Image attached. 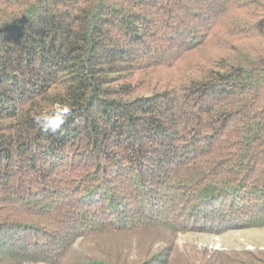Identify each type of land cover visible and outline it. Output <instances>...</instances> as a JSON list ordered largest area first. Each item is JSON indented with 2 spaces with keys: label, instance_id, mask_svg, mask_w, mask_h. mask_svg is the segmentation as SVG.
<instances>
[{
  "label": "trees",
  "instance_id": "16d2710c",
  "mask_svg": "<svg viewBox=\"0 0 264 264\" xmlns=\"http://www.w3.org/2000/svg\"><path fill=\"white\" fill-rule=\"evenodd\" d=\"M56 103L72 115L44 133L33 117ZM248 229H264V0H0V264H264L173 253Z\"/></svg>",
  "mask_w": 264,
  "mask_h": 264
},
{
  "label": "rangeland",
  "instance_id": "374dc122",
  "mask_svg": "<svg viewBox=\"0 0 264 264\" xmlns=\"http://www.w3.org/2000/svg\"><path fill=\"white\" fill-rule=\"evenodd\" d=\"M164 71L160 72L163 73ZM158 73V72H156ZM166 74V72H164ZM154 236H122L112 235L101 237L98 244L114 252V248L132 250L129 256L134 257L139 253H144L147 249H155L156 244ZM93 239L85 242L83 245L89 248ZM251 251L254 253H263L264 256V229H248L242 231L227 232L222 235H204V234H185L180 235L174 240V255L184 262H203L214 252L241 253Z\"/></svg>",
  "mask_w": 264,
  "mask_h": 264
},
{
  "label": "clouds",
  "instance_id": "9594fccd",
  "mask_svg": "<svg viewBox=\"0 0 264 264\" xmlns=\"http://www.w3.org/2000/svg\"><path fill=\"white\" fill-rule=\"evenodd\" d=\"M72 115V108L68 103H56L50 110L34 115L33 119L38 128L44 133L63 134V125Z\"/></svg>",
  "mask_w": 264,
  "mask_h": 264
}]
</instances>
